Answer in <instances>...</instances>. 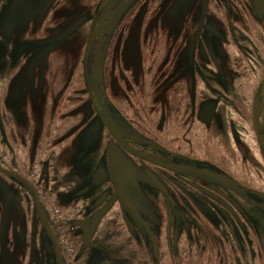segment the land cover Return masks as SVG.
I'll use <instances>...</instances> for the list:
<instances>
[{"label":"rangeland","instance_id":"obj_1","mask_svg":"<svg viewBox=\"0 0 264 264\" xmlns=\"http://www.w3.org/2000/svg\"><path fill=\"white\" fill-rule=\"evenodd\" d=\"M102 1L0 0V83L7 122L21 133H38L40 140L42 137L44 139V135L54 133L48 122L50 109L61 110V113L57 112L53 127L55 132L58 131V139L64 135L61 131L65 126L66 135L69 134L66 136L69 144L63 149L72 169L67 175V181L72 186L69 194L73 195L78 206L83 204L88 211L94 210L98 206L97 202L112 191L109 180L95 182L93 177L97 168L107 165L109 143L105 127L89 99V64L95 41L96 14ZM152 12L159 14L157 21ZM198 12L199 0H120L106 27V42L111 40L102 52L100 70L106 114L116 124L120 135L127 138L125 141H128V137L132 139L131 145L135 148H143L140 140L149 133H155L156 141L162 143V159L171 163L175 161L171 152L176 150L177 140L174 124L171 123L172 116L169 115L186 105L187 95L194 83L193 66L200 61L197 55L180 48V39L191 34ZM211 15L214 19V14ZM219 22L223 27L222 18H219ZM72 24L76 26L64 39L56 38L65 27ZM214 39L215 43H223L222 38ZM117 55L126 62L125 73L130 77L129 72L134 71L135 79L143 76L146 87L151 80H148L151 63L170 61V70L173 71L176 66L181 67V83L177 84L174 79L176 85L170 87L169 82H166L164 88L167 86V90L160 93L166 102L162 130H158V113L150 114L155 122L153 118L143 117L139 112L135 116L140 117V127L148 126L150 132L132 129L131 109H138L140 105L149 109L146 103L150 97L130 96V108V102L126 100L128 94L124 95L126 98L122 97L120 89L125 82L128 85L131 77H124L126 80L119 83L114 80L115 73L118 74L114 64ZM85 60L87 67H84ZM141 62L143 68H139ZM200 85L203 88L204 85ZM150 87H154L152 83ZM192 132H188L184 139V142H189L190 148L194 145ZM248 141H254L251 133ZM190 150H183V154L191 156ZM210 151L215 157L213 164L217 167L216 171L224 176L219 180L213 177L214 182L220 187L229 184L228 192L235 193L240 189V193L251 200L253 206H249L246 199H240L239 192L235 197L230 194L227 198L230 202L234 199L236 204L246 205L243 214L237 211L232 213L230 209L226 210L227 217L223 218L216 208L215 199L211 200L202 192L194 191L185 183L182 185L185 191L195 196L194 202L182 193L186 198H180L179 207L177 203L172 207L176 198L172 194L170 201L163 196L162 184L168 191H174L172 182L177 178L174 170L161 171V168L120 148L116 151L118 178L122 191L132 201L131 205L124 204V220L119 217L120 238L115 247L109 244L116 239L110 236L100 238V244L96 242L87 250L84 245L88 244L80 242L76 245L77 253H71L72 259L78 264H264V207L256 206V202L264 206L263 163H256L254 158L252 162L246 161L245 165L232 163V158L224 153L220 143H216L213 151L206 150L202 145L197 150L205 159L207 153L211 155ZM262 159L264 162L263 148ZM186 172L191 171H182L183 174ZM186 176L190 177L182 175ZM60 207L62 213L69 216L68 222L75 223L74 219L77 218L73 215L72 206ZM193 209L197 214L201 209L207 212L208 217H205L208 221L205 220V225L191 218ZM7 210L1 213L0 236L5 238L4 233L9 226L12 227L11 234L16 236L21 233L24 237L29 229V235L37 234L41 248L37 253H32V259L23 261L27 249L17 247L11 251L5 250L0 241L1 264H60L54 253L47 250L48 239L42 227H36V219L27 220L23 216L25 212L20 210ZM111 216L110 210L105 217L111 221ZM127 221L130 223L129 228ZM128 236L135 238L133 249L125 240ZM202 240L205 241L203 246L200 244Z\"/></svg>","mask_w":264,"mask_h":264},{"label":"flooded vegetation","instance_id":"obj_2","mask_svg":"<svg viewBox=\"0 0 264 264\" xmlns=\"http://www.w3.org/2000/svg\"><path fill=\"white\" fill-rule=\"evenodd\" d=\"M106 1H102L98 11ZM119 1H114L105 18L97 78L99 97L92 91L90 77L89 99L93 104L94 112L104 125L109 139L106 153L107 165L106 167L99 165L100 167L95 170L93 177L95 182L109 180L112 185L111 194L101 198L97 202L98 206L94 210L91 209L92 212L88 209L85 210L83 204L78 206L74 202L73 195L69 194L72 186L67 181V175L71 173V168L63 153L64 147L69 144L68 137H66L69 134L66 135L68 132L65 126L61 131L64 135H60L61 138L58 139V131L55 132L56 129L53 127L57 112L61 113V110L50 109L48 122L50 123L49 126H52L53 134L44 135V139L42 137L39 140L36 132L21 133L16 128L13 129L7 122L3 87L0 83V219L2 218L1 213L8 211L7 209L25 212L23 216L27 220L36 219V227L40 225L43 234L48 239L47 250L54 253L60 264H78L72 259L71 253L74 251L77 253V246L80 242L86 243L85 235L88 236L86 243L88 245H84L85 250L96 245V242L100 244L98 239H106L109 236L116 239L109 244L115 247L118 238H120L118 237L121 229L118 227L119 217L124 220V204L126 206L131 205L132 201L124 194L120 186L116 164L117 149L121 148L131 155L142 158L144 161L161 168V171L162 169L166 172L174 170L177 175L176 181L172 182L174 183V191H168L162 184V195L168 197L170 201L172 194L176 198L172 202L174 204L171 205L172 207H175L176 203L179 207L178 204L182 197H189L194 202L195 196L185 191L183 183L196 192H202L211 200L215 199L214 202L219 211L232 209V213L237 211L243 214L246 205L236 204L234 199L231 202L227 200L230 194L235 197L238 192L240 199H246L245 202L249 206H253L251 200H247L246 195L240 193V189H237L239 191L235 193L228 192L229 184H223L220 187L214 182L213 177L219 180L220 177L223 178L224 176L216 171L217 167L213 164L215 157L212 156L211 151V155L207 153V159L197 152L201 145L206 150L213 151L216 143H220L224 153L232 158V163L245 165L246 161L252 162V158H254V161L257 160L256 163H263L261 169H264L262 159V148L264 149V0H205L204 8V0H199V12L191 34L188 37L183 35L184 37L180 39V48L189 54L197 55L200 61L193 66L194 83L187 95L186 105L182 110L169 115L173 118H171V123L174 124L177 140L176 150L171 152L175 156L174 163L165 160V158L162 159V143L156 141L155 133H149L144 136L143 140H140L143 148H135L131 145L132 139L130 140L128 137V141H125L127 138L125 139L120 135L116 124L110 121L106 114L103 89H101L100 84L102 52L107 49L106 47L111 40L106 42V27L111 13ZM151 14H155L154 19L157 21L159 14L157 12ZM211 14L215 15H213L214 19L211 18ZM219 18H222L223 27ZM73 25L65 27L56 38L64 39L62 33ZM95 25V41L91 52L89 74L97 39V20ZM215 37L222 38L223 43H215ZM112 44L113 42L111 46ZM175 50L178 53L177 47ZM114 64L118 70L114 80L117 83L126 80L129 76L124 71L126 62L123 61L122 56L117 55ZM151 64L148 80L151 79L150 83L154 86L153 88L150 87V83L146 87L142 75V77L135 79L133 71L129 72L131 78L129 77L128 85L125 82L124 87L120 89L122 97L128 94L129 99L124 98L128 103L130 102V108H132L130 96L133 98L138 96L150 97L146 103L149 109H144L143 105H140L138 109H131L133 111L132 129L136 131L142 129L150 132L148 126L140 127V121H138L140 117L135 116L138 112L143 117H151L150 114L158 113L157 120L160 124L158 130H162V121L166 117L164 110L166 102L163 101L164 98L160 93L162 90H167V86L164 88L166 82H169L170 87L176 85L173 83L174 79L177 84L181 83V67L173 68L174 71L176 70L174 72L170 70L172 68L170 61L162 60L158 64ZM138 65L139 68H143L142 62ZM84 67H87L86 60ZM141 71L140 73L143 74L144 71ZM124 77L126 78L124 79ZM200 84L204 85L203 88ZM155 85H160V87ZM151 92H154L153 96ZM52 100L53 98L50 101ZM50 104L53 105L52 102ZM99 109H102L112 124L118 141L107 129L98 113ZM151 118L155 120L154 117ZM141 119L144 122L142 117ZM147 121L150 124L149 119ZM155 122L157 121L155 120ZM188 132L193 133L194 145L192 144L191 148L188 141L184 142ZM250 133L253 135L254 141H248ZM146 136L148 137L146 138ZM185 149L188 151L191 149V156L190 154H183ZM111 155L114 160L113 167L110 164ZM188 170L191 172L182 173V171ZM182 175H189L190 177H182ZM70 205L73 215L77 218L74 219L75 223H69V216L61 211L60 206L67 207ZM256 206L264 207L262 204L258 205L257 202ZM4 207L6 208L4 209ZM110 210L112 216L111 221H108L105 215ZM191 212L197 214L194 209ZM120 213L122 216H119ZM199 213L201 216L205 214L208 217L207 212L202 209ZM207 217L205 219L208 221ZM129 225L130 223L128 228ZM7 229L8 231L4 233L5 238L0 236L4 249L11 251L13 248L23 247L27 249V253L22 260L32 259V253H37L38 249L41 248L37 234L29 235L31 230L27 229L28 233L24 237L21 236V233L16 236L11 234V226ZM134 239L131 236L125 239L128 245L130 244L131 249H133ZM15 249L14 251H16ZM1 256L2 253H0V264L2 263Z\"/></svg>","mask_w":264,"mask_h":264},{"label":"water","instance_id":"obj_3","mask_svg":"<svg viewBox=\"0 0 264 264\" xmlns=\"http://www.w3.org/2000/svg\"><path fill=\"white\" fill-rule=\"evenodd\" d=\"M114 1L115 0H107L103 4V6L100 8V10L98 11L97 16H96L97 29L98 30H97V39H96V43H95L94 50H93V55H92L91 68H90V77H91V88H92V91L96 94L97 97H99L98 96V91H97L98 65H99V58H100V50H101L102 43H103L104 23H105L106 14H107L108 10L110 9L111 5L114 3ZM204 4H205V0L203 1V8H204ZM202 12H203V10H202ZM74 27H75V25L67 28L62 33V37L66 36ZM91 94H92V92H91ZM98 113L102 117L103 122L106 124L107 129L109 130V132L118 141V136L116 135V133H115L113 127H112V124L110 123L108 118L102 112V109H99ZM110 164L113 167L114 160H113V156L112 155L110 157ZM84 239H85V241L87 243L88 236L85 235Z\"/></svg>","mask_w":264,"mask_h":264},{"label":"trees","instance_id":"obj_4","mask_svg":"<svg viewBox=\"0 0 264 264\" xmlns=\"http://www.w3.org/2000/svg\"><path fill=\"white\" fill-rule=\"evenodd\" d=\"M227 211H226V209H223V210H221L220 211V215L223 217V218H226L227 217ZM193 215H191V218L196 222V223H202L203 225H205L206 224V222H205V214L204 215H200V213H198V214H194V213H192ZM194 227H195V225H193ZM196 228V227H195ZM198 229V228H197ZM249 230L252 232V230H251V228H249ZM200 240V239H199ZM203 242V243H202ZM204 240H202V241H200V244H201V246H203V245H205L204 244Z\"/></svg>","mask_w":264,"mask_h":264}]
</instances>
